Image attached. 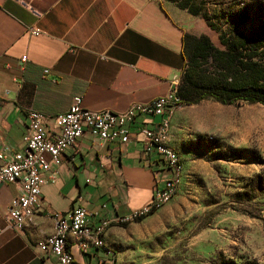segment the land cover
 I'll list each match as a JSON object with an SVG mask.
<instances>
[{"label": "crops", "instance_id": "obj_1", "mask_svg": "<svg viewBox=\"0 0 264 264\" xmlns=\"http://www.w3.org/2000/svg\"><path fill=\"white\" fill-rule=\"evenodd\" d=\"M186 33L214 40L202 20L163 0H0V152L24 149L31 109L45 115L52 133L50 118L66 111L75 95L88 109L114 112L167 95L184 69ZM159 122V116L138 115L127 143L102 142L85 132L59 164L50 161L40 207L23 230L7 228L5 219L21 184L0 183V264H59L37 244L53 232L49 213L74 206L88 209L91 225L108 223L104 240L116 253L124 229L154 214L127 223L122 217L143 209L170 176L155 155L143 154L138 133ZM68 247L75 264L108 257L103 249L78 248L72 236Z\"/></svg>", "mask_w": 264, "mask_h": 264}, {"label": "rangeland", "instance_id": "obj_2", "mask_svg": "<svg viewBox=\"0 0 264 264\" xmlns=\"http://www.w3.org/2000/svg\"><path fill=\"white\" fill-rule=\"evenodd\" d=\"M190 1L218 47L217 29L250 34L264 24V0ZM171 119L170 145L182 161L177 193L150 221L124 229L118 263L264 264V105L208 98L180 103Z\"/></svg>", "mask_w": 264, "mask_h": 264}, {"label": "built area", "instance_id": "obj_3", "mask_svg": "<svg viewBox=\"0 0 264 264\" xmlns=\"http://www.w3.org/2000/svg\"><path fill=\"white\" fill-rule=\"evenodd\" d=\"M31 33L38 35L40 30L31 28ZM22 62L26 57H22ZM45 73L48 70H44ZM176 96V84L171 91L146 103L134 102L122 112L109 109H88L83 106L81 95L73 96L68 109L51 117L54 124L52 133H48L44 123L45 115L37 110H29L26 114L24 149L11 156L0 152V183L21 184V193L8 205L5 219L7 228L23 230L41 201V188L50 175V161L60 163V157L66 148L73 146L85 133L102 142L127 143L130 140V125L138 115L159 116L156 128L142 127L138 133L143 136L142 152L145 156L155 155L170 176L162 188L154 190L145 207V213L156 210L163 200H170L178 190L177 172L181 170V157L170 147L167 141L168 115L179 107ZM49 155L47 160L45 155ZM90 212L84 206H74L66 213L53 211L49 213L53 220V232L37 244L43 254L53 255L59 264H75L68 248L69 237L72 236L80 249L94 247L103 249L107 260L100 264H118L115 251L102 240L100 223L90 224ZM144 215H136V209L122 217V223L136 221Z\"/></svg>", "mask_w": 264, "mask_h": 264}, {"label": "trees", "instance_id": "obj_4", "mask_svg": "<svg viewBox=\"0 0 264 264\" xmlns=\"http://www.w3.org/2000/svg\"><path fill=\"white\" fill-rule=\"evenodd\" d=\"M174 1L191 15L200 14L194 1ZM217 31L222 47L206 35L184 34L185 65L176 90L180 103L214 98L223 105L240 101L264 105V24L250 34L232 28Z\"/></svg>", "mask_w": 264, "mask_h": 264}, {"label": "bare ground", "instance_id": "obj_5", "mask_svg": "<svg viewBox=\"0 0 264 264\" xmlns=\"http://www.w3.org/2000/svg\"><path fill=\"white\" fill-rule=\"evenodd\" d=\"M178 108V107H177ZM176 109V108H175ZM173 113H170L168 115V128H167V141H169V128H170V119H171V116H172ZM170 147L172 148V150H174L176 152V150L170 145ZM177 153V152H176ZM179 173H180V170H178L177 172V184H178V179H179ZM168 200H163L159 205H161L162 203L166 202ZM157 207V206H156ZM147 213H145V207L139 211L136 212V215H146ZM107 224L108 223H101L100 224V230H103L102 231V240H104V232L107 228ZM117 263H118V260H117ZM119 264V263H118Z\"/></svg>", "mask_w": 264, "mask_h": 264}]
</instances>
